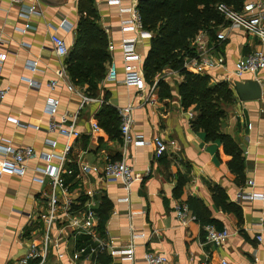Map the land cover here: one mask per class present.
Segmentation results:
<instances>
[{"label":"crops","instance_id":"1","mask_svg":"<svg viewBox=\"0 0 264 264\" xmlns=\"http://www.w3.org/2000/svg\"><path fill=\"white\" fill-rule=\"evenodd\" d=\"M38 2L40 13L31 15V27L22 32L17 29L25 25L20 11L23 4L31 5L32 0L23 4L0 0V52L8 53L0 83L10 89L0 104V142L9 138L15 146L31 145L39 155L42 151H52L46 140L54 138L57 140L55 152H61L66 139L48 131L49 114L46 112L47 98L59 97L58 114L77 113V129L81 132L63 163L61 176L69 190H59L61 201L73 199L74 208H81L89 199L87 191L93 190L92 201L103 237L112 239L115 247L122 248L130 243L133 234L140 235L134 238V263L109 251L83 262L73 260L71 253L90 239L76 238L71 228H66L62 243L67 247L66 255L60 258L51 252L49 264H145L146 251L166 253L167 264H221L223 259L231 264H264V225L260 224L264 218V98L243 100L235 87L237 80L256 79L264 93V69L245 78L244 75L237 79L233 74L239 58L256 49L264 50V44L244 29L226 26L223 28L227 35L225 40L206 34L205 46H195L200 63L187 67L191 72L208 75L212 83L230 82L235 99L226 107L222 130L230 134L242 150L244 169L243 175H239L231 170L232 156L224 151L223 143L207 141L204 131L193 129L192 120L200 115V111L193 106H183L179 93L183 79L180 73L170 68L164 71L162 79L171 85L172 96L168 98L159 96L156 83L159 79L154 81V89H151L154 83L150 85L145 79L147 85L142 91L123 82L120 22L128 18V14H120L117 5L97 4L95 0L108 44L112 40L116 43L113 56L119 79L107 81L104 78L99 84L98 95L92 96L86 91L87 86L74 83L68 72L75 87L95 98L82 108L81 97L70 91L63 80L52 91L47 83L57 77L67 56L57 57L50 37L56 33L70 47L73 45L80 19L78 0ZM63 20L69 21L71 27L61 26ZM150 39H139L136 44L143 64ZM108 52L111 58L109 49ZM204 58L210 64H205ZM33 62L38 65L36 71L29 68ZM229 77L234 80H228ZM27 78L38 82L39 87L30 86ZM104 103L116 108L118 113L120 108L132 105V132L143 134L148 143L126 146L123 141L111 138L97 119ZM9 117L18 118L22 125L10 121ZM94 122L99 124V130L92 128ZM30 123L38 124L39 128L25 127ZM156 135L161 136L169 147L161 157L155 156V145L149 142ZM119 159L132 165L141 177L132 185L129 195L122 182L106 181L100 172L107 161ZM52 163L59 164L56 160ZM84 163L99 167V171L85 174ZM47 164L37 156L29 161L30 168L25 175L5 173L0 177V264H22L31 242L41 239L52 187L49 177H45L44 182L36 179L39 174L34 168ZM182 177L185 182L180 194L176 188ZM214 184L221 186L230 200L241 207L240 216L216 206L210 190V185ZM241 192L256 193L262 198L240 199ZM189 196L204 201L211 216L219 221L217 226L213 224L216 228L230 231V236L220 246L206 241L205 229L196 218L186 224L177 218L176 203L186 201ZM104 199L109 201L110 210L101 228L99 208ZM59 229L55 227L54 236H59ZM259 235H262L261 239Z\"/></svg>","mask_w":264,"mask_h":264},{"label":"built area","instance_id":"2","mask_svg":"<svg viewBox=\"0 0 264 264\" xmlns=\"http://www.w3.org/2000/svg\"><path fill=\"white\" fill-rule=\"evenodd\" d=\"M26 0H11L12 3L23 4ZM39 0H32L31 5L23 4L20 16L25 20V25L17 27L18 30L24 32L31 27L29 19L34 13H40ZM143 0H96L97 4L105 3L109 6L117 5L119 7L120 14L127 13L128 18L123 19L120 22V29L122 35L119 37V44L121 46L122 63H123V82L127 86H134L138 91L145 89L147 83L144 77L143 70V58L137 51L136 44L139 39H149L153 33L147 30L143 24L142 14L140 12V2ZM218 10L223 13L224 18L228 21V25L231 28H241L247 33L257 37L262 44H264V3L263 0H252L244 4L241 11H236L232 7L224 3H218ZM61 26L70 28V23L67 20H63ZM207 32L201 31L194 40V45L203 48L205 46V36ZM217 38L219 40L226 39V33L223 28L217 31ZM51 42L58 58H65L69 53V45L64 38L56 33L51 34ZM116 43L114 40L108 44V49L111 53V60L108 65L107 74L105 80L117 81L119 79V71L116 61L114 59V50ZM7 52H0V75L3 70V63L7 59ZM205 64H210L207 59H203ZM200 60L197 57L187 59L185 66L197 65ZM29 68L32 71H36L38 65L36 62L30 63ZM264 69V50L256 49L246 55L239 58L233 70L235 78H242L245 73L253 72L257 73ZM28 83L32 87H39V83L31 78H27ZM60 80H63L67 88L77 93L80 97V108L90 101H94L95 98L89 96L84 89L77 88L70 81L67 71V66L62 63V68L58 71L57 77L51 79L47 86L53 91ZM230 80V77L228 78ZM231 79L230 81H233ZM229 82V81H227ZM157 83V82H156ZM156 83L151 86L154 89ZM230 83V82H229ZM9 87H5L0 83V104L4 101L9 93ZM261 98H264L262 92ZM60 104L59 97L49 96L46 101V112L49 114L48 119V131L63 136L66 141L64 148L61 152H55L57 146V140L54 138H48L46 143L52 148V151H42L39 155L35 148L31 145L15 146L12 140L4 138L0 142V177L5 173L17 174L20 176L25 175L29 170V161L35 157L46 161L48 164L44 167H35L34 171L39 174L36 179L40 182H44L45 177H49L51 182V193L49 195V205L47 214L44 217V228L41 234V239H34L30 247L22 258V264H49V256L51 252L57 253L58 257L63 258L66 255L67 247L62 246L63 232L66 228H71L74 232V236L88 237L90 242L85 245H80L75 248L71 253V258L75 261L82 260L85 262L89 258H92L103 251H109L112 255H121L124 259L135 261V237L140 235L133 234L130 243L126 247L117 248L114 246L113 240L103 237L99 231L98 221L99 216L94 208V201L92 197L93 190H88L87 195L89 199L85 206L81 208H74L76 205L73 199H68L66 202H62L59 196V190L67 192L69 188L65 185V182L61 176L63 170V163L67 159L69 153L73 149V141L80 137L81 132L77 129V113L74 115L64 112L58 114V108ZM132 105L119 109V116L121 120L120 131L122 141L124 145L129 143H148L144 139L143 134L133 133L132 124ZM10 121L22 125L18 118L9 117ZM39 128L38 124H26L25 127ZM92 128L99 130L100 126L97 122L92 124ZM152 142L155 145V156L161 157L168 151V143L161 136H154ZM54 150V151H53ZM58 161L59 164H54L52 161ZM82 170L85 174L99 171V167L84 163ZM102 177L106 181L115 182L120 181L123 183L124 188L129 195L132 185L141 179L140 175L135 173L132 165L128 164L124 159L109 160L100 171ZM251 185H255L254 181H250ZM264 185V181H263ZM240 199H261L260 195L256 193L241 192ZM128 200L129 197L127 196ZM175 213L177 218L182 224H186L188 220L195 219L196 217L191 214L188 205L184 201H179L175 205ZM261 225H264V218L260 221ZM60 227L59 236L53 235L55 227ZM207 242L220 246L230 236V231L227 228L218 229L213 224H207L204 226ZM259 239L262 235L258 236ZM169 257L164 252L159 251H146L144 254L145 264H167ZM202 264H206L203 262ZM221 264H231L227 260H222Z\"/></svg>","mask_w":264,"mask_h":264},{"label":"trees","instance_id":"3","mask_svg":"<svg viewBox=\"0 0 264 264\" xmlns=\"http://www.w3.org/2000/svg\"><path fill=\"white\" fill-rule=\"evenodd\" d=\"M248 0H143L139 8L145 28L153 33L143 70L148 84L156 79L159 96H172L171 85L162 79L164 71L170 68L183 76L179 84V93L185 108L193 106L200 115L192 120L194 130L205 132L207 141L220 140L224 151L232 156L230 168L243 175L244 156L237 141L222 130L226 107L234 99V91L227 81L212 83L208 75L194 73L187 69V59L197 57L194 40L201 31L215 38L217 31L228 25L217 5L224 3L236 11H241ZM80 19L75 31L73 45L65 59L71 80L78 85L87 86V92L98 95L99 84L105 78L107 64L110 63L108 37L99 21L95 0H78ZM100 126L113 139L122 141L121 120L116 108L103 104L97 114ZM184 178H180L176 191L181 194ZM213 199L224 212L241 215V207L230 200L226 191L218 184L210 185ZM200 221L202 227L207 224L218 225L211 211L200 198L189 196L184 201ZM110 203L102 200L99 208L100 227L103 228L108 217ZM219 229V228H218Z\"/></svg>","mask_w":264,"mask_h":264},{"label":"water","instance_id":"4","mask_svg":"<svg viewBox=\"0 0 264 264\" xmlns=\"http://www.w3.org/2000/svg\"><path fill=\"white\" fill-rule=\"evenodd\" d=\"M235 87L243 100L259 99L262 96V87L256 79L237 80Z\"/></svg>","mask_w":264,"mask_h":264},{"label":"rangeland","instance_id":"5","mask_svg":"<svg viewBox=\"0 0 264 264\" xmlns=\"http://www.w3.org/2000/svg\"><path fill=\"white\" fill-rule=\"evenodd\" d=\"M251 74H253V72H247V73H245L244 75V78L246 77V76H248V75H251Z\"/></svg>","mask_w":264,"mask_h":264}]
</instances>
